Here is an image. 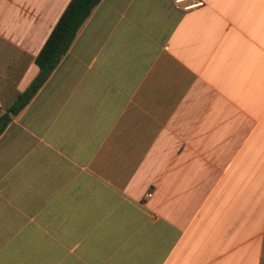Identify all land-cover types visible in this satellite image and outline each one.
I'll return each mask as SVG.
<instances>
[{
    "label": "crops",
    "instance_id": "obj_1",
    "mask_svg": "<svg viewBox=\"0 0 264 264\" xmlns=\"http://www.w3.org/2000/svg\"><path fill=\"white\" fill-rule=\"evenodd\" d=\"M71 0H0V264H264V0H102L34 99Z\"/></svg>",
    "mask_w": 264,
    "mask_h": 264
},
{
    "label": "trees",
    "instance_id": "obj_2",
    "mask_svg": "<svg viewBox=\"0 0 264 264\" xmlns=\"http://www.w3.org/2000/svg\"><path fill=\"white\" fill-rule=\"evenodd\" d=\"M101 2L102 0H71L37 57L36 63L40 69L38 77L28 90L19 96L10 113L17 115L34 99L67 55L80 30ZM3 129L0 126V134Z\"/></svg>",
    "mask_w": 264,
    "mask_h": 264
}]
</instances>
